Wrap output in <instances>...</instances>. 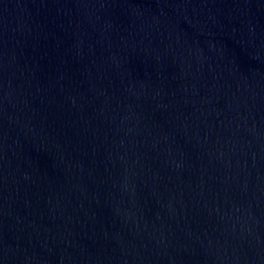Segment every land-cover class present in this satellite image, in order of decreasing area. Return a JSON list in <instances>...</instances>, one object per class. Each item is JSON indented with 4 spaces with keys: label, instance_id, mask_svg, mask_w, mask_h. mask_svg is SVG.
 <instances>
[{
    "label": "water",
    "instance_id": "95a60500",
    "mask_svg": "<svg viewBox=\"0 0 264 264\" xmlns=\"http://www.w3.org/2000/svg\"><path fill=\"white\" fill-rule=\"evenodd\" d=\"M0 264H264V0H0Z\"/></svg>",
    "mask_w": 264,
    "mask_h": 264
}]
</instances>
